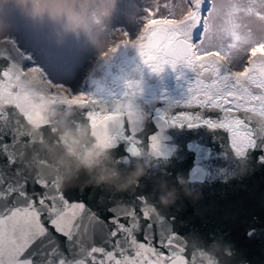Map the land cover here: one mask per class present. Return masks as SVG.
Listing matches in <instances>:
<instances>
[{
	"label": "snow or ice",
	"instance_id": "obj_1",
	"mask_svg": "<svg viewBox=\"0 0 264 264\" xmlns=\"http://www.w3.org/2000/svg\"><path fill=\"white\" fill-rule=\"evenodd\" d=\"M151 3L144 8L139 35L130 39L120 32L101 53L106 57L121 44L132 45L153 72L165 65L192 70L184 96L149 113L151 132L145 133L142 122H125L119 109L105 111L96 97L53 82L39 65L25 69L12 63L0 69V264H189L181 238L149 197L110 198L102 217L85 200H70L68 189L36 179L22 166L17 146L29 138L16 135L27 115L21 111L25 97L16 81L25 76L34 89L33 106L43 100L78 103L88 109L85 116L94 130L110 134L114 150L124 144L126 156L148 147L157 159L164 158L163 142L172 128H207L237 156L257 147L264 150L258 141L264 138V50L252 54L264 39L250 30L242 34L238 20L244 11L264 21L258 10L264 0H250L255 8L228 11L221 0H180L179 14L165 11L166 2L162 7L160 0ZM225 37L231 38L227 44ZM198 69L211 70L213 76L205 79Z\"/></svg>",
	"mask_w": 264,
	"mask_h": 264
},
{
	"label": "water",
	"instance_id": "obj_2",
	"mask_svg": "<svg viewBox=\"0 0 264 264\" xmlns=\"http://www.w3.org/2000/svg\"><path fill=\"white\" fill-rule=\"evenodd\" d=\"M12 63L25 69L32 66L12 39L2 38L0 69ZM197 71L205 79L213 76L211 70ZM192 76V70L182 65L153 72L134 46L121 44L91 63L83 86L105 111L119 109L125 122H142L147 133L154 130L149 113L181 99ZM16 86L25 97L21 111L27 113L16 135L29 138L18 144L17 153L36 179H50L56 187L68 189L70 200H85L102 217L107 216L110 198L149 197L181 238L189 264H264L260 147L237 156L207 128H172L167 133L170 139L163 142L162 151L168 153L164 158L157 159L148 147L126 156L124 144L114 150L110 134L93 129L85 116L88 109L48 100L33 106L30 77L19 79ZM111 132L115 135V126ZM258 141L264 144V138ZM101 175L107 177L104 182H98Z\"/></svg>",
	"mask_w": 264,
	"mask_h": 264
},
{
	"label": "rangeland",
	"instance_id": "obj_3",
	"mask_svg": "<svg viewBox=\"0 0 264 264\" xmlns=\"http://www.w3.org/2000/svg\"><path fill=\"white\" fill-rule=\"evenodd\" d=\"M141 1L0 0V34L13 39L23 53L29 55L27 58L35 59L48 79L67 86L73 93L86 94L85 75L81 86L76 83L82 68L87 66V71L115 42L113 40L119 38L120 32H127L132 38L140 31L137 32ZM165 2L169 6L165 11L180 13V0H160L161 7ZM221 3L225 11L257 7L250 4V0H221ZM36 6L44 9L39 15L35 12ZM258 10L264 13V4L258 6ZM93 16L100 17L99 22L93 20ZM238 20L242 34L250 30L257 39H264V21L244 11L239 13ZM69 24L78 27L71 28ZM117 25L123 30L112 33ZM230 39L225 37L223 43L227 44ZM259 49H264V44H257L252 52Z\"/></svg>",
	"mask_w": 264,
	"mask_h": 264
},
{
	"label": "trees",
	"instance_id": "obj_4",
	"mask_svg": "<svg viewBox=\"0 0 264 264\" xmlns=\"http://www.w3.org/2000/svg\"><path fill=\"white\" fill-rule=\"evenodd\" d=\"M146 6H152V3H151V0H142L141 2H140V4H139V8H140V12H139V15H138V22L140 23L139 24V27L137 28V32L141 29V27L143 26V23H144V21H143V17H144V15H145V12H144V8L146 7ZM118 30H123V27L121 26V25H117L115 28H113V30H112V33H115L116 31H118ZM136 32V33H137ZM135 33V34H136ZM0 38H3L2 36H1V34H0ZM116 39H114L113 40V42L115 41ZM30 64L31 65H33V64H36L35 63V59H32L31 61H30ZM86 69H87V66H85V67H83L82 68V71L80 72V74L78 75V80L76 81V83L78 84V86H81L82 84V78H83V76L85 75V71H86Z\"/></svg>",
	"mask_w": 264,
	"mask_h": 264
},
{
	"label": "clouds",
	"instance_id": "obj_5",
	"mask_svg": "<svg viewBox=\"0 0 264 264\" xmlns=\"http://www.w3.org/2000/svg\"><path fill=\"white\" fill-rule=\"evenodd\" d=\"M43 11H44V9H43L42 7H40V6H36V8H35V12L37 13V15L41 14ZM93 20H95L96 22H99L100 17L93 16ZM68 26L71 27V28H76V27H78V25H75V24H69ZM84 27L86 28V26H84ZM106 179H107L106 176L101 175V176L98 178V182H104ZM170 196H174V193H173V194H170Z\"/></svg>",
	"mask_w": 264,
	"mask_h": 264
},
{
	"label": "bare ground",
	"instance_id": "obj_6",
	"mask_svg": "<svg viewBox=\"0 0 264 264\" xmlns=\"http://www.w3.org/2000/svg\"><path fill=\"white\" fill-rule=\"evenodd\" d=\"M253 53V52H252ZM24 56H26L25 54H24Z\"/></svg>",
	"mask_w": 264,
	"mask_h": 264
}]
</instances>
